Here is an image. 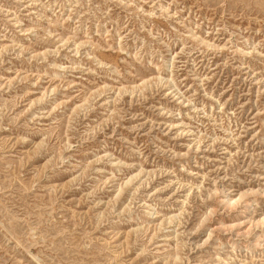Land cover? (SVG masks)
Here are the masks:
<instances>
[{"label":"rangeland","instance_id":"374dc122","mask_svg":"<svg viewBox=\"0 0 264 264\" xmlns=\"http://www.w3.org/2000/svg\"><path fill=\"white\" fill-rule=\"evenodd\" d=\"M0 264H264V0H0Z\"/></svg>","mask_w":264,"mask_h":264}]
</instances>
